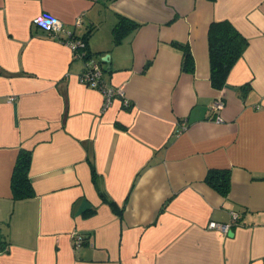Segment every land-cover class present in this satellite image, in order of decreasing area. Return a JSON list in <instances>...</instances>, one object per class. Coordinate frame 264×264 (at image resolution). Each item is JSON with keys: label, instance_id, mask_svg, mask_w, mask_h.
I'll return each instance as SVG.
<instances>
[{"label": "crops", "instance_id": "crops-1", "mask_svg": "<svg viewBox=\"0 0 264 264\" xmlns=\"http://www.w3.org/2000/svg\"><path fill=\"white\" fill-rule=\"evenodd\" d=\"M43 13L86 39L130 106L80 81L84 58ZM119 15L139 26L116 45ZM224 20L249 43L219 89L208 33ZM22 148L34 194L16 199ZM212 168L231 171L228 194ZM232 210L227 234L208 228ZM0 264H264V0H0Z\"/></svg>", "mask_w": 264, "mask_h": 264}, {"label": "trees", "instance_id": "trees-1", "mask_svg": "<svg viewBox=\"0 0 264 264\" xmlns=\"http://www.w3.org/2000/svg\"><path fill=\"white\" fill-rule=\"evenodd\" d=\"M137 26H139L137 22L126 16L119 15V20L113 29L114 43L116 45L121 43L122 39L135 30ZM208 36L211 82L212 85L222 89L227 85L230 71L247 50L249 41L229 20L213 21ZM175 45L183 50V69L192 72L195 65L192 50L180 42H177ZM89 52L93 54L91 51ZM99 60L101 61L100 58ZM31 152L29 149L22 148L14 164L11 178L13 193L16 199H26V197L34 194L31 178L29 177L30 164L32 162ZM230 176L231 171L229 169L212 168L209 169L207 174V181L222 194H228L231 184ZM111 203L114 205V202Z\"/></svg>", "mask_w": 264, "mask_h": 264}, {"label": "built area", "instance_id": "built-area-1", "mask_svg": "<svg viewBox=\"0 0 264 264\" xmlns=\"http://www.w3.org/2000/svg\"><path fill=\"white\" fill-rule=\"evenodd\" d=\"M36 23L44 28L46 31H48L50 34L54 36H59L62 43H65L67 46H69L72 50V54L75 58H84L85 60V68L83 72L80 75V81L83 84H86L91 87L98 88L102 91L104 97H105V104L104 106L107 107L112 103V100L116 97L121 98V101L123 102V105L128 107L130 105V100L127 99L125 96V91L121 87H114L108 84L102 76H104V68L103 65H101V61L95 57L93 54H90L87 47L86 39L83 38H75L74 32L71 28H68L63 20L60 18L48 14L43 13L39 15L37 18H35ZM80 22V20H78ZM11 100L14 99V97L10 98ZM225 105V101L222 97L216 98V100L212 103L210 109L212 112V118L214 121L221 122V111L222 108ZM186 127L185 122L181 124V127L179 130L184 129ZM231 220L229 222H218V221H210L208 224V228L216 229L222 234H227L231 227L234 224H238L240 222L241 214L240 212L236 210H232L230 213ZM75 239V246H79L83 243L84 236L81 234H74Z\"/></svg>", "mask_w": 264, "mask_h": 264}, {"label": "water", "instance_id": "water-1", "mask_svg": "<svg viewBox=\"0 0 264 264\" xmlns=\"http://www.w3.org/2000/svg\"><path fill=\"white\" fill-rule=\"evenodd\" d=\"M108 58H109V54H106V56L103 58L104 59V61L106 60H108Z\"/></svg>", "mask_w": 264, "mask_h": 264}]
</instances>
